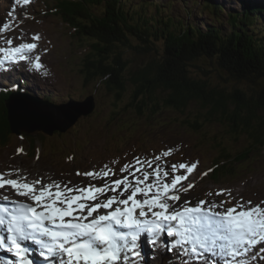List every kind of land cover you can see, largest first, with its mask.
I'll use <instances>...</instances> for the list:
<instances>
[{"label": "snow or ice", "instance_id": "6c2138e0", "mask_svg": "<svg viewBox=\"0 0 264 264\" xmlns=\"http://www.w3.org/2000/svg\"><path fill=\"white\" fill-rule=\"evenodd\" d=\"M9 28V23L0 27V39ZM14 39L23 40V33L0 46V69L9 71L21 61L43 68L40 34L31 36L34 42L14 45ZM174 151L180 149L77 170L87 178L79 184L31 178L11 166L0 171V190L7 187L24 198L0 196V264H145V245L153 253L168 252L177 264L264 261V200H236L231 189L221 188L193 204L183 197L196 187L192 177L199 161L169 164L164 158ZM221 196L227 198L216 199Z\"/></svg>", "mask_w": 264, "mask_h": 264}, {"label": "trees", "instance_id": "16d2710c", "mask_svg": "<svg viewBox=\"0 0 264 264\" xmlns=\"http://www.w3.org/2000/svg\"><path fill=\"white\" fill-rule=\"evenodd\" d=\"M187 1L183 0V9L190 14ZM239 2L240 9L228 11L225 23L220 22L223 3L199 2L197 15L207 16L202 25L170 13L172 0H140L137 5L130 0H45L44 8L72 30V38L86 45L78 68L84 84L101 87L117 100L127 84L133 87L126 102L112 104L109 118L116 123L123 121V115L135 114V120L159 124L163 110L183 112L196 99L206 109L207 121L226 119L232 139L240 134L250 138L239 150L219 136L202 141L213 151L206 181L217 185L236 175L243 162L264 149V0ZM127 48L149 55L154 51L156 56L129 73L124 56ZM204 59L241 86L228 92L206 88L205 81L190 69ZM20 90L21 85L0 88V145H7L13 136L6 103L11 93ZM137 123L130 124L135 128ZM183 123L204 132L195 117H184ZM24 138L35 154L37 139Z\"/></svg>", "mask_w": 264, "mask_h": 264}, {"label": "rangeland", "instance_id": "374dc122", "mask_svg": "<svg viewBox=\"0 0 264 264\" xmlns=\"http://www.w3.org/2000/svg\"><path fill=\"white\" fill-rule=\"evenodd\" d=\"M44 1L30 0L28 5H24L22 0H0V27L5 23L10 24V28L3 34L5 39H0V46L7 47L6 38L19 36L21 33L24 39H14V44L34 42L31 36L39 33L41 40L36 42L37 52L41 56L43 65V68L36 70L32 63L21 61L18 65L11 66L9 71L0 69V87L8 88L26 80L31 88L30 93L46 95L48 100L55 104L70 100L82 101L88 95H93L95 109L89 115L80 116L73 126L65 132H60L61 136L55 132L52 135H46L41 131H33L27 135L37 139L38 147L35 154L29 149L28 139L12 134L7 145H0V171H5L11 166L26 170L32 178L43 175L46 178L51 177L79 184L86 183L87 178L77 176V170L86 172L93 168L99 169L104 163H110L113 159L124 162L131 160L133 156H152L169 147L173 149L178 147L180 151H174L172 156L164 158L169 164L181 160L199 161V171L192 177L196 187L183 198L191 199L195 204L197 199L204 198L205 192H215L226 188L231 189L232 197L236 200L240 197H243L245 201L252 200L254 203L264 200V149L260 154H254L253 158L243 162L242 167L237 168L236 175L233 174L220 184L209 183L206 181L207 176L200 177L199 173L210 169L209 161L213 155V151L204 145L205 142L201 144L202 141H207L212 136L217 138L219 136L223 141L226 140L227 144H231L235 150H239L248 144L250 138L246 134H240L237 140L232 139L228 127L230 122L226 119L222 118L221 122L217 119L207 121L206 109L198 100H190L183 112L163 110L159 115V124L135 120V114H129L127 117L123 115V121L118 123H116L117 120L110 119L109 113L114 109L112 104L115 102L119 105L126 102L133 92V87L127 84L126 92L120 100H117L115 94L113 97V94L101 87L96 89L93 84H84L78 68L87 47L84 42L72 38V30L51 14L49 9L44 8ZM160 1L167 2V0ZM201 1L203 0L187 1L192 11L189 14L183 9V0H172L173 4L169 12L188 22L194 21L202 25L207 16L197 15ZM213 1L223 3L225 7L220 17V22L223 23L226 22L228 11L240 9L239 0ZM130 2L137 5L140 0H130ZM133 44L136 45V43ZM45 48L46 53L43 51ZM124 54L128 61L129 73L141 67L150 57L156 56L154 51L149 55L128 48ZM196 65L198 67H190V69L205 81L206 88L224 89L228 92L234 87L241 86L230 80L224 70L212 65L207 59L197 61ZM27 85L24 84L21 87L22 90ZM228 103L230 105V102ZM184 117L190 119L195 117L203 125L204 132H196L188 128L183 123ZM131 121L138 122L135 128H132ZM42 134L44 137L40 139ZM17 148L23 149L19 155L16 154ZM70 156L73 157L72 160L68 159ZM3 191L0 192V196L14 194H8V188ZM226 198L225 196L216 197L217 200ZM149 255H144L145 264L153 262V264H166L167 261H171L169 264H177L175 258L166 251L162 252L163 257L159 258V261L157 260L158 252L153 253L154 258H149ZM259 264H264V261H260Z\"/></svg>", "mask_w": 264, "mask_h": 264}, {"label": "water", "instance_id": "95a60500", "mask_svg": "<svg viewBox=\"0 0 264 264\" xmlns=\"http://www.w3.org/2000/svg\"><path fill=\"white\" fill-rule=\"evenodd\" d=\"M6 106L12 133L30 135L33 131H42L52 135L54 131L65 132L80 116L89 115L95 102L92 95L82 101L53 104L27 93H12Z\"/></svg>", "mask_w": 264, "mask_h": 264}, {"label": "bare ground", "instance_id": "6f19581e", "mask_svg": "<svg viewBox=\"0 0 264 264\" xmlns=\"http://www.w3.org/2000/svg\"><path fill=\"white\" fill-rule=\"evenodd\" d=\"M64 2V1H63ZM70 14V13H69ZM77 20V19H76ZM16 44V43H15ZM14 44V45H15ZM17 45V44H16ZM2 82V81H1ZM27 88L28 89H31L28 85H27ZM21 91V90H20ZM28 91V90H27ZM17 92V91H16ZM18 93H20V92H18ZM51 101V100H50ZM32 178V177H31ZM4 192V191H3ZM9 192H10V190H9ZM2 193V192H1ZM5 194V193H4ZM10 196V195H9ZM16 199H18L19 197H15ZM20 198H22V197H20ZM148 249H150V248H148L147 247V245H145V247H144V255H149V258H152L153 257V251L150 249V251L148 252ZM148 252V253H147ZM156 252H158V255H157V260H158V258L162 255V252H164L163 250H157ZM148 261H150L149 259H147ZM154 263V262H153ZM153 263H150V264H153Z\"/></svg>", "mask_w": 264, "mask_h": 264}]
</instances>
